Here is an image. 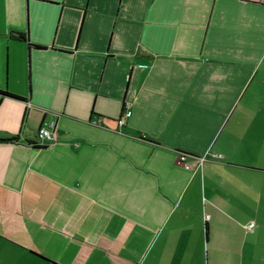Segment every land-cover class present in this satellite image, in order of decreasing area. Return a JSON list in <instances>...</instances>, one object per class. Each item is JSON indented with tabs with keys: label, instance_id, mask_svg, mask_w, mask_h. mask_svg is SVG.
Masks as SVG:
<instances>
[{
	"label": "crops",
	"instance_id": "crops-1",
	"mask_svg": "<svg viewBox=\"0 0 264 264\" xmlns=\"http://www.w3.org/2000/svg\"><path fill=\"white\" fill-rule=\"evenodd\" d=\"M0 91V264H264V0H0Z\"/></svg>",
	"mask_w": 264,
	"mask_h": 264
},
{
	"label": "built area",
	"instance_id": "built-area-1",
	"mask_svg": "<svg viewBox=\"0 0 264 264\" xmlns=\"http://www.w3.org/2000/svg\"><path fill=\"white\" fill-rule=\"evenodd\" d=\"M131 115V111H126L125 114H123V116L118 120V125L120 127H122L124 125V118L129 117ZM55 128H56V122H50V123H45L43 126H41L38 130V138L41 142V144L43 143H47V142H52L56 139L55 136ZM216 157H221V156H216ZM185 161V156H181L180 157V163H184ZM208 215H206V218L208 219ZM255 227V223H251L248 226V229H253Z\"/></svg>",
	"mask_w": 264,
	"mask_h": 264
},
{
	"label": "trees",
	"instance_id": "trees-1",
	"mask_svg": "<svg viewBox=\"0 0 264 264\" xmlns=\"http://www.w3.org/2000/svg\"><path fill=\"white\" fill-rule=\"evenodd\" d=\"M16 38L22 40V41H27L29 42L28 39V34L27 33H17V36H15ZM3 95H8V96H12L11 94H9L8 92H2L0 91ZM16 97V96H15ZM122 117V116H121ZM118 122V121H117ZM16 140V138H3L0 137V143H6V142H14Z\"/></svg>",
	"mask_w": 264,
	"mask_h": 264
}]
</instances>
